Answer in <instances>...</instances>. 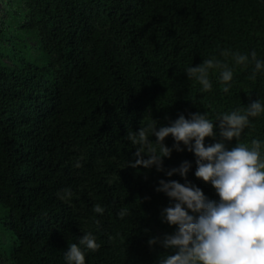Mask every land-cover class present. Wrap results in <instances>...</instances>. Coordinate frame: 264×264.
I'll return each instance as SVG.
<instances>
[{"label": "trees", "instance_id": "1", "mask_svg": "<svg viewBox=\"0 0 264 264\" xmlns=\"http://www.w3.org/2000/svg\"><path fill=\"white\" fill-rule=\"evenodd\" d=\"M227 47L264 58V0H0V264H65L82 230L101 243L86 264H157L170 254L147 243L175 228L160 219L169 198L156 188L184 178L165 173L188 160L187 179L219 197L171 134L163 171L128 165L136 148L127 133L264 99V76L253 82L248 70L237 69L231 95L215 72L208 93L189 80L186 67L223 59ZM253 137L264 138V118L241 139ZM64 189L72 196L61 200Z\"/></svg>", "mask_w": 264, "mask_h": 264}, {"label": "clouds", "instance_id": "2", "mask_svg": "<svg viewBox=\"0 0 264 264\" xmlns=\"http://www.w3.org/2000/svg\"><path fill=\"white\" fill-rule=\"evenodd\" d=\"M219 56L223 59L213 55L197 66L184 69L190 81L198 82L200 93L213 90L210 72L217 73L215 80L227 95L232 94L230 89L237 69L248 70V79L253 82L264 76V58L256 49L240 51L227 47L220 49ZM261 118H264L262 98L247 106L238 103L211 116L207 111L191 113L189 118L181 114L170 126L159 130L151 121L137 131H128L127 140L136 148L135 159L127 161L128 165L146 169L155 166L157 171H163L162 158L172 152L163 141L171 134L175 141L172 147L178 152L187 149L194 153L195 177L210 182L219 197L209 198L187 179L192 168L188 160L165 173L168 177L179 174L184 183L161 179L156 188L169 198L160 219L175 226L172 233H165L162 238L150 237L147 241L150 247L159 244L171 250L157 264H264V138L253 137L250 143L241 139ZM216 128L219 138L206 145L205 137H217ZM152 135L156 137L155 142L149 139ZM233 138L237 142L229 147ZM79 166L77 162L76 167ZM57 196L66 200L72 193L64 189ZM93 212L102 214L104 208L95 204ZM117 215L123 219L129 215V209L121 208ZM82 232L63 251L65 264H86L88 253L100 249L101 243L93 231Z\"/></svg>", "mask_w": 264, "mask_h": 264}, {"label": "rangeland", "instance_id": "3", "mask_svg": "<svg viewBox=\"0 0 264 264\" xmlns=\"http://www.w3.org/2000/svg\"><path fill=\"white\" fill-rule=\"evenodd\" d=\"M9 240V239H8Z\"/></svg>", "mask_w": 264, "mask_h": 264}]
</instances>
